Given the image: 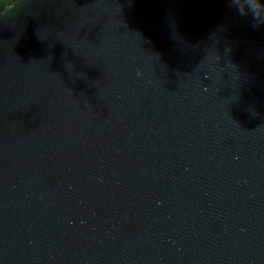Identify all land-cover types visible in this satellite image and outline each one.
I'll list each match as a JSON object with an SVG mask.
<instances>
[{
	"label": "water",
	"instance_id": "95a60500",
	"mask_svg": "<svg viewBox=\"0 0 264 264\" xmlns=\"http://www.w3.org/2000/svg\"><path fill=\"white\" fill-rule=\"evenodd\" d=\"M0 264H264V11L0 4Z\"/></svg>",
	"mask_w": 264,
	"mask_h": 264
},
{
	"label": "clouds",
	"instance_id": "9594fccd",
	"mask_svg": "<svg viewBox=\"0 0 264 264\" xmlns=\"http://www.w3.org/2000/svg\"><path fill=\"white\" fill-rule=\"evenodd\" d=\"M248 9L254 13L264 11V0H247ZM244 10L242 9V12Z\"/></svg>",
	"mask_w": 264,
	"mask_h": 264
},
{
	"label": "flooded vegetation",
	"instance_id": "af4514ba",
	"mask_svg": "<svg viewBox=\"0 0 264 264\" xmlns=\"http://www.w3.org/2000/svg\"><path fill=\"white\" fill-rule=\"evenodd\" d=\"M5 0H0V4L4 3Z\"/></svg>",
	"mask_w": 264,
	"mask_h": 264
}]
</instances>
